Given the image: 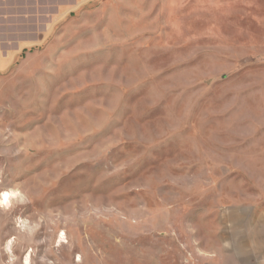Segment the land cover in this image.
I'll use <instances>...</instances> for the list:
<instances>
[{
	"label": "rangeland",
	"instance_id": "374dc122",
	"mask_svg": "<svg viewBox=\"0 0 264 264\" xmlns=\"http://www.w3.org/2000/svg\"><path fill=\"white\" fill-rule=\"evenodd\" d=\"M3 2L0 264H264V0Z\"/></svg>",
	"mask_w": 264,
	"mask_h": 264
},
{
	"label": "crops",
	"instance_id": "0c3cea01",
	"mask_svg": "<svg viewBox=\"0 0 264 264\" xmlns=\"http://www.w3.org/2000/svg\"><path fill=\"white\" fill-rule=\"evenodd\" d=\"M66 0H62V5H73V7L74 6H76V5H81V2H82V0H69V2H65ZM4 2H3V0H0V5H2ZM58 5H61V4H58ZM1 38V37H0ZM4 48H3V40H2V38L0 39V55L4 52V51H6V50H3ZM5 64H7V62L6 61H4L3 60V58L0 56V67H3Z\"/></svg>",
	"mask_w": 264,
	"mask_h": 264
},
{
	"label": "bare ground",
	"instance_id": "6f19581e",
	"mask_svg": "<svg viewBox=\"0 0 264 264\" xmlns=\"http://www.w3.org/2000/svg\"><path fill=\"white\" fill-rule=\"evenodd\" d=\"M8 197H9V192H7V191L3 192V194H2V200L3 201H7Z\"/></svg>",
	"mask_w": 264,
	"mask_h": 264
},
{
	"label": "clouds",
	"instance_id": "9594fccd",
	"mask_svg": "<svg viewBox=\"0 0 264 264\" xmlns=\"http://www.w3.org/2000/svg\"><path fill=\"white\" fill-rule=\"evenodd\" d=\"M21 200H23V197H21Z\"/></svg>",
	"mask_w": 264,
	"mask_h": 264
}]
</instances>
